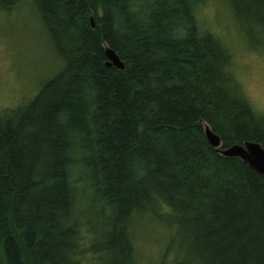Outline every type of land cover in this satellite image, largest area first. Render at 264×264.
<instances>
[{
	"label": "trees",
	"instance_id": "1",
	"mask_svg": "<svg viewBox=\"0 0 264 264\" xmlns=\"http://www.w3.org/2000/svg\"><path fill=\"white\" fill-rule=\"evenodd\" d=\"M202 1L0 0L36 9L64 63L0 110V264H139L130 227L144 217L174 228L178 258L155 264H264V176L205 135L264 147V117L200 27ZM229 3L260 43L264 0Z\"/></svg>",
	"mask_w": 264,
	"mask_h": 264
},
{
	"label": "rangeland",
	"instance_id": "2",
	"mask_svg": "<svg viewBox=\"0 0 264 264\" xmlns=\"http://www.w3.org/2000/svg\"><path fill=\"white\" fill-rule=\"evenodd\" d=\"M197 18L203 30L213 32L229 49L235 79L254 111L264 117V112L255 107L264 95V39L259 37L258 43L247 36L229 0L202 1ZM63 64L36 9L30 5L9 12L0 9V110L30 102L62 70ZM95 224H100L95 217L84 216L86 231L92 233ZM165 226L149 217L135 218L130 230L139 264H155L163 257L178 258L179 250L172 238L174 228ZM96 227L101 228V224ZM92 240L99 239L96 236ZM95 261L89 254L82 257V264H96Z\"/></svg>",
	"mask_w": 264,
	"mask_h": 264
},
{
	"label": "water",
	"instance_id": "3",
	"mask_svg": "<svg viewBox=\"0 0 264 264\" xmlns=\"http://www.w3.org/2000/svg\"><path fill=\"white\" fill-rule=\"evenodd\" d=\"M91 25L95 28L94 18H90ZM107 66L123 71L126 66L120 57L110 48L106 49ZM206 139L222 156L228 158H240L247 163L253 170L264 176V147L255 142H245L240 145H233L223 148L221 139L209 127L205 129Z\"/></svg>",
	"mask_w": 264,
	"mask_h": 264
},
{
	"label": "clouds",
	"instance_id": "4",
	"mask_svg": "<svg viewBox=\"0 0 264 264\" xmlns=\"http://www.w3.org/2000/svg\"><path fill=\"white\" fill-rule=\"evenodd\" d=\"M255 107L261 111L264 112V95H261L260 99L257 101Z\"/></svg>",
	"mask_w": 264,
	"mask_h": 264
}]
</instances>
